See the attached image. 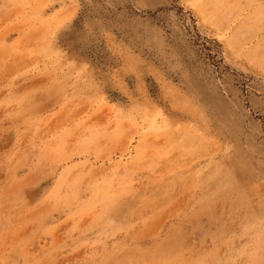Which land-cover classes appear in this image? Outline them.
<instances>
[{
	"label": "rangeland",
	"instance_id": "obj_1",
	"mask_svg": "<svg viewBox=\"0 0 264 264\" xmlns=\"http://www.w3.org/2000/svg\"><path fill=\"white\" fill-rule=\"evenodd\" d=\"M0 264H264V0H0Z\"/></svg>",
	"mask_w": 264,
	"mask_h": 264
},
{
	"label": "bare ground",
	"instance_id": "obj_2",
	"mask_svg": "<svg viewBox=\"0 0 264 264\" xmlns=\"http://www.w3.org/2000/svg\"><path fill=\"white\" fill-rule=\"evenodd\" d=\"M234 215V214H233ZM141 256V255H140Z\"/></svg>",
	"mask_w": 264,
	"mask_h": 264
}]
</instances>
